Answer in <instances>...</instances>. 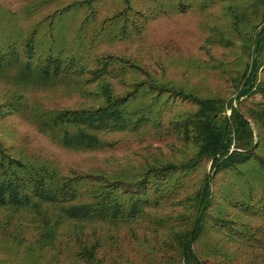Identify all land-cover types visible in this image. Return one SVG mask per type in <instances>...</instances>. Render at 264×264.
Wrapping results in <instances>:
<instances>
[{
	"label": "trees",
	"instance_id": "16d2710c",
	"mask_svg": "<svg viewBox=\"0 0 264 264\" xmlns=\"http://www.w3.org/2000/svg\"><path fill=\"white\" fill-rule=\"evenodd\" d=\"M48 1H34L24 12L33 15ZM105 2L73 0L30 30L0 5V78L15 86L0 102V119L23 112L71 149L113 148L119 140L109 135L151 128L158 137L175 134L191 151L178 158L147 146L140 162L82 170L0 138V208L34 213L44 224L40 242L48 246L71 222L69 235L79 239L76 254L85 264H109L99 255L100 237L81 238L86 224L141 221L167 232L157 247L172 254L160 264H264V0H120L113 12H104ZM219 2L226 3L235 33L209 42L233 46L239 37L248 57L237 63L243 67L231 98L178 85L103 49L141 40L160 16ZM198 67L227 72L223 61ZM57 86L79 101L52 108L26 102L28 89ZM181 103L192 107L170 117Z\"/></svg>",
	"mask_w": 264,
	"mask_h": 264
},
{
	"label": "rangeland",
	"instance_id": "374dc122",
	"mask_svg": "<svg viewBox=\"0 0 264 264\" xmlns=\"http://www.w3.org/2000/svg\"><path fill=\"white\" fill-rule=\"evenodd\" d=\"M34 1L37 0H0V5L14 11L17 22L30 30L37 21L73 0H50L37 13L27 15L24 9ZM119 3L120 0H106L104 12L115 11L121 6ZM196 4L186 13H174L152 20L141 40L116 41L106 44L103 49L130 56L158 77L172 80L178 85L195 88L204 94L231 98L235 95L233 77L238 67H243L237 66V63L239 59L241 63L248 59L239 45L241 38L236 37L233 46L210 43L209 38L214 35L234 36V28L224 9L226 3H216L206 10H201ZM215 60L225 62L227 72L220 68L198 67V64L214 63ZM14 88L12 83L0 78V102ZM25 96L30 106L40 104L49 108L74 106L79 101L75 93L60 86L31 88L25 92ZM191 107L190 104L181 103L169 116ZM169 125L165 128H169ZM0 138L7 144L22 145L31 151L42 152L64 168L78 167L82 170L106 166L108 163L116 168L131 161L140 162L147 146L154 152L161 150L166 155L175 154L178 158H181L183 150L191 151L175 134L158 137L151 128L140 134H111L109 138L118 139L119 142L105 150L66 148L39 130L23 112L0 119ZM199 177L194 176L188 183L190 190ZM73 226L71 222L62 225L55 246H48L40 242L44 224L34 213L0 208V264H85L76 254L79 239L69 235ZM86 226L81 238L91 243L100 237L104 246L99 255L105 257L109 264H160L164 256L172 254V251L166 252L157 247L159 241L167 237V232L149 221L117 226L89 223ZM260 258L264 263V253Z\"/></svg>",
	"mask_w": 264,
	"mask_h": 264
}]
</instances>
